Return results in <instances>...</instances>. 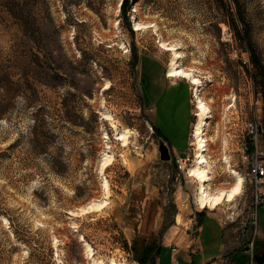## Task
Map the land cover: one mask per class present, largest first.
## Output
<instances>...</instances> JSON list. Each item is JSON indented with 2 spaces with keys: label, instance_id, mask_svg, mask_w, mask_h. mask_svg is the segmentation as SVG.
I'll return each mask as SVG.
<instances>
[{
  "label": "rangeland",
  "instance_id": "1",
  "mask_svg": "<svg viewBox=\"0 0 264 264\" xmlns=\"http://www.w3.org/2000/svg\"><path fill=\"white\" fill-rule=\"evenodd\" d=\"M122 3L0 0V264H156L164 242L179 247L190 235L196 247L206 215L225 223L241 214L239 197L200 206L189 173L196 90L168 77L174 52L163 45L202 82L211 192L232 188L234 173L244 191L242 144L264 153L263 78L252 79L249 52L251 42L264 61V0H130L126 11ZM178 156L190 159L183 169ZM250 211L241 214L249 223ZM216 223H204V251ZM259 225L264 233V211ZM226 228L240 242L239 224ZM256 246L264 251V236ZM233 250L222 259L248 264Z\"/></svg>",
  "mask_w": 264,
  "mask_h": 264
},
{
  "label": "bare ground",
  "instance_id": "2",
  "mask_svg": "<svg viewBox=\"0 0 264 264\" xmlns=\"http://www.w3.org/2000/svg\"><path fill=\"white\" fill-rule=\"evenodd\" d=\"M136 30L139 31L142 29L140 25H136ZM163 49L166 51H172L173 56L171 59V69L168 73V77L172 79H185L190 81L193 90H196L195 93V104L197 105V116L200 118L199 124L193 131V142L196 147L195 151V163L189 171L190 176L195 178L198 183V197L199 203L202 209H210L216 210L218 206H221L224 202L233 203L236 201L238 197L241 196L243 187H244V179L234 173V177L236 179L235 184L232 188L226 191H218L217 193H213L210 190L211 182L213 181L211 173L207 171L208 161L206 158L207 152V140L205 134V128L207 122L211 115V110L208 105L200 98L199 89L202 86V82L200 79L194 77L191 72H187L184 69H180L178 64L183 56L177 52L174 48H169L167 45H163ZM106 137V136H104ZM121 141L127 142L126 136H121ZM168 149V148H167ZM169 150V149H168ZM170 152V151H169ZM171 156V154H170ZM172 157V156H171ZM170 157V158H171ZM104 189H108V183H104ZM92 264H98L93 262Z\"/></svg>",
  "mask_w": 264,
  "mask_h": 264
},
{
  "label": "built area",
  "instance_id": "3",
  "mask_svg": "<svg viewBox=\"0 0 264 264\" xmlns=\"http://www.w3.org/2000/svg\"><path fill=\"white\" fill-rule=\"evenodd\" d=\"M253 128V126L251 125ZM255 129H252V134H254ZM253 137V141L257 142V137ZM251 140V141H252ZM242 154L244 158V163H248L247 173L245 179L249 184V188L245 187L243 194L237 200L238 207L242 208L241 214L244 211L249 212V218L252 216V221L249 223L248 221L241 218V214H236L232 212L231 215L226 217V221L224 223L225 226H230L232 224H239L240 227V256H246L248 258V264H264V262H259L257 260L258 256H262L264 251L261 253L256 252V244L259 238L264 236L263 231L259 225V214L261 211H264V153L257 146L255 150L251 152L250 143L244 142L242 144ZM251 159V160H250ZM189 158L177 157L176 163L178 164L180 169H183L186 165V162L189 161ZM252 199L251 204L249 206L244 205L247 204V198ZM243 206V207H242ZM229 223V224H227ZM177 264V262H174ZM222 264H238L234 260H232L229 256H225L222 259Z\"/></svg>",
  "mask_w": 264,
  "mask_h": 264
},
{
  "label": "crops",
  "instance_id": "4",
  "mask_svg": "<svg viewBox=\"0 0 264 264\" xmlns=\"http://www.w3.org/2000/svg\"><path fill=\"white\" fill-rule=\"evenodd\" d=\"M172 79V78H171ZM163 96V94H162ZM161 96V97H162ZM160 97V96H158ZM160 97V98H161ZM156 97L151 96L152 102L150 104H154L159 111V108L157 107L158 104V98L155 101ZM163 99V97H162ZM162 105H164V101L162 100ZM164 103V104H163ZM148 104V103H147ZM167 110L165 112L167 113ZM168 115V113H167ZM169 121H172V119H168ZM159 125V124H158ZM170 143L172 150L175 153H184V147H178L175 145L172 141L167 139ZM179 157V156H178ZM211 215L217 217V231L214 238V244H213V250L211 251H204L202 247V233L204 232V223L208 217ZM226 226L224 225L223 221L220 219L218 214H208L204 217L203 222L200 226H198L197 230V239H198V245L196 247L192 246V241H190V235H188V239L184 238V242L181 246H176L173 244V242L168 241L164 242L158 252L156 264H164V260H166L167 257L171 258L170 264H174V262H177V264H180V260L178 259L179 254H183V263L184 264H222V257L227 254V251H234L233 249H239L240 242L236 238L229 237V240L227 239L229 235H226ZM188 229L187 232L188 233ZM194 233V231H193ZM240 254V250L238 252H235Z\"/></svg>",
  "mask_w": 264,
  "mask_h": 264
},
{
  "label": "trees",
  "instance_id": "5",
  "mask_svg": "<svg viewBox=\"0 0 264 264\" xmlns=\"http://www.w3.org/2000/svg\"><path fill=\"white\" fill-rule=\"evenodd\" d=\"M130 0H123L122 3V9L125 11L128 8V3ZM249 52L251 54V64L253 66V72H251L252 79L257 84L258 77L257 74H260V76L263 78V81L260 82V86L264 88V61L262 60L260 54L257 52V50L254 49L251 42H249Z\"/></svg>",
  "mask_w": 264,
  "mask_h": 264
},
{
  "label": "water",
  "instance_id": "6",
  "mask_svg": "<svg viewBox=\"0 0 264 264\" xmlns=\"http://www.w3.org/2000/svg\"><path fill=\"white\" fill-rule=\"evenodd\" d=\"M160 150H161V159L162 160H170V157H171L170 152L164 144L160 146ZM257 260L259 262H264V253L262 256H258Z\"/></svg>",
  "mask_w": 264,
  "mask_h": 264
}]
</instances>
